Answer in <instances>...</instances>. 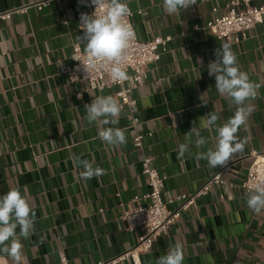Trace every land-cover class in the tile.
Returning a JSON list of instances; mask_svg holds the SVG:
<instances>
[{
    "label": "crops",
    "instance_id": "0c3cea01",
    "mask_svg": "<svg viewBox=\"0 0 264 264\" xmlns=\"http://www.w3.org/2000/svg\"><path fill=\"white\" fill-rule=\"evenodd\" d=\"M46 1L43 11L35 8ZM230 1L196 0L169 15L163 0H128L133 12H142L134 18L141 41L173 40L162 60L148 67L144 86L132 92L136 108L123 110L114 126L125 131L126 144L113 148L98 138V126L88 123L84 106L100 95L118 99V90L90 91L84 82L68 86L64 74L75 45L86 54L77 38L83 31L76 2L0 0V14H11L0 20V195L18 187L36 212V232L22 240L23 264H61V255L69 264H98L134 249L143 231L126 230L122 205L150 191L143 174L146 156L165 176L166 201L195 194L218 173L231 184L246 179L252 154L264 153V23L246 41L230 45L241 70L261 85L250 102L246 128L238 132L247 138L243 153L216 168L196 158L216 136L215 129L201 127L200 118L214 111L222 124L235 106L218 93L207 70L223 42L207 30L195 32L194 26L224 16ZM81 3V10L89 12ZM251 4L261 6L264 0ZM134 118L139 119L136 129ZM194 125L207 143L198 150L193 137L190 151L178 158V145ZM136 133L145 137L142 149L134 146ZM76 156L94 159L107 174L83 180ZM176 244L183 248V264H264V211L247 207L245 190L216 186L140 256L141 264H155ZM7 264L15 262L7 258Z\"/></svg>",
    "mask_w": 264,
    "mask_h": 264
},
{
    "label": "clouds",
    "instance_id": "9594fccd",
    "mask_svg": "<svg viewBox=\"0 0 264 264\" xmlns=\"http://www.w3.org/2000/svg\"><path fill=\"white\" fill-rule=\"evenodd\" d=\"M95 11L89 15L81 13L79 28L83 35L78 40L84 44L86 57L79 60L87 76L94 71H106L114 83L131 81L124 67L127 52L135 37L134 29L128 20L131 9L128 0H91ZM196 0H163V8L169 15L179 14L195 5ZM216 59L210 61L207 70L209 76L215 77L218 93L231 100L235 106L234 114L222 124H218L219 115L211 111L206 119L201 117V127L212 131L215 129V143L206 151H197L196 158L206 160L209 168L225 166L234 155L243 153L247 138L238 135L242 127L246 128L251 114L250 102L258 95L261 85L250 80L247 72L242 71L236 54L228 43H223L215 52ZM86 76V77H87ZM85 77V78H86ZM88 123L98 126V138L110 147L126 144L125 131L119 127L123 105L114 96L100 95L85 104ZM107 125H112L105 127ZM186 142L178 145V158H183L190 151V145L199 150L207 141L201 135L200 128L194 125L186 134ZM79 175L83 180H90L106 175V170L94 166V159L81 156L74 157ZM247 207L254 213L264 211V178L253 180L247 193ZM36 212L20 188H11L0 195V264H7L10 258L15 264H23L22 240L30 239L36 232ZM19 230V231H17ZM44 237L40 242L43 243ZM184 251L180 244L169 248L166 254L159 256L155 264H183Z\"/></svg>",
    "mask_w": 264,
    "mask_h": 264
},
{
    "label": "built area",
    "instance_id": "2783aa9c",
    "mask_svg": "<svg viewBox=\"0 0 264 264\" xmlns=\"http://www.w3.org/2000/svg\"><path fill=\"white\" fill-rule=\"evenodd\" d=\"M71 1V0H66ZM76 2V19L80 24L81 13L91 15L95 11V6L91 0H84L90 7L89 12L81 10L83 0H73ZM49 2L37 4L35 8L43 11L47 8ZM227 13L224 16H214L204 26H194L195 32L207 30L211 32L218 40L229 45L246 41L249 34L257 26L264 23V5L252 6L251 0H231L226 6ZM217 9L213 10L214 14ZM128 17L131 23L135 37L127 52V61L124 65L127 73H131V81L123 83H114L111 81L106 71H94L88 76L79 60H84L87 54L81 51L79 46L74 47L71 56L72 65L67 68L64 74L67 76V85L73 86L78 82L87 84L90 91H103L108 89H117L115 96L123 105V110L130 111L136 108V101L131 98L134 90L144 86L148 80V67L160 62L169 50V45L173 38L157 37L153 40L141 41L135 31L134 18L136 14L142 15V12H133ZM11 14H0V20L10 19ZM87 76V77H86ZM86 77V78H85ZM139 119L134 118L132 127L137 128ZM145 137L136 133L133 140L136 149L143 148V139ZM252 162L248 169L246 179L240 183H229L222 177V173L213 176L198 192L193 195H181L175 199L166 201L164 199L165 176L152 167L154 159L147 157L143 161V174L148 178L150 191L143 196L135 197L123 206V218L126 230L135 232L137 229L143 231L139 237L137 246L131 251L106 262L98 264H122L131 261L133 264H141L140 256L152 251L156 241L167 236L170 230L182 219V215L196 206L199 198L205 197L216 186H228L231 189L241 188L248 193L249 184L253 180L264 178V153L254 152L251 156ZM169 205H176L174 210L169 209ZM61 264H69L65 255H61Z\"/></svg>",
    "mask_w": 264,
    "mask_h": 264
}]
</instances>
